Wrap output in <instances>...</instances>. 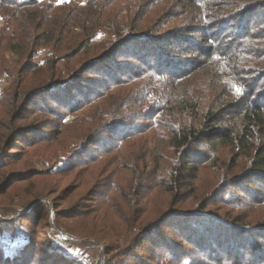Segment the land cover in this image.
Segmentation results:
<instances>
[{"label": "rangeland", "instance_id": "rangeland-1", "mask_svg": "<svg viewBox=\"0 0 264 264\" xmlns=\"http://www.w3.org/2000/svg\"><path fill=\"white\" fill-rule=\"evenodd\" d=\"M27 1L0 0V264L16 249L21 255L23 245L26 256L32 252L31 264H172L163 247L168 239L183 253L173 264H264L258 233L264 180L251 169L259 138L250 135L244 151L197 143L196 170L185 180L178 176L183 185L174 184L183 163L171 139L185 126L181 115L199 125L201 115L178 102L182 95L173 102L183 93L174 83L205 60L209 38L240 57L252 55L239 69L247 71L242 77L249 95L253 90L250 101L264 107V0H243L239 17L224 15L202 26L186 23L178 4L185 0L19 6ZM33 12L49 18L51 42L33 38L34 49L20 56ZM96 24L117 30L116 42L103 30L88 36ZM206 32L211 34L204 37ZM80 39L85 46L73 55ZM220 61L223 74L230 61ZM170 67L178 70L170 74ZM42 86L50 89L34 90ZM209 87L203 76L189 83L191 101L199 97V104L216 108ZM230 111L222 117L234 119ZM180 213L206 236L209 223L240 231L243 236L234 238L212 230L235 255L213 244L202 252L186 242L164 218ZM162 218L155 227L160 237L151 236L149 226Z\"/></svg>", "mask_w": 264, "mask_h": 264}, {"label": "trees", "instance_id": "trees-1", "mask_svg": "<svg viewBox=\"0 0 264 264\" xmlns=\"http://www.w3.org/2000/svg\"><path fill=\"white\" fill-rule=\"evenodd\" d=\"M171 1V0H170ZM173 1V0H172ZM179 5L181 6V12L185 13V21L187 24H197V25H208L207 21H211V23L216 22L219 20L222 16L226 18H237L239 15L244 12L243 10L245 7L243 0H185V1H178ZM228 2V6L225 3ZM28 4H33V6L39 5L38 0H28L26 3L20 4L19 6H26ZM177 5V6H179ZM28 18L30 20V23L28 24V29L25 31V35L21 38V46L20 49V56H24V53L28 50H33L36 45L30 43L34 42V39L37 40H45L48 42H51V37H47L46 27L49 25L50 21L49 18L44 17L42 13L33 12V14L30 15L28 13ZM241 18V17H240ZM78 22V25L80 26L81 21L79 19H76ZM56 22L52 23V25H55ZM51 25V23H50ZM49 25V26H50ZM80 27L84 30L83 35L86 32V29L84 25L82 24ZM97 27V29H96ZM127 26H124L126 28ZM213 28L214 25H209L207 28ZM105 27L99 26L96 24L95 28L96 31L88 36L95 37L97 36L101 30L103 32L107 31L108 34H110V38L113 39V41L117 40V37L115 33L117 34V30H112L111 27L107 29H104ZM206 28V30H207ZM52 31L56 32V30L51 29ZM245 30V29H243ZM242 30H238L239 34ZM246 35L248 33L246 28ZM244 31V35H245ZM36 32H39V35H36ZM211 33L206 32L203 36H209ZM245 35V36H246ZM32 39V40H31ZM209 42L211 45H209L208 49L205 51L204 54V61L203 62H196L195 69L190 68L191 70L188 72H184L180 75V77L175 81L174 85L181 87L183 86V90L181 94L175 96L173 102H177L179 95H182V97L178 100L180 104L184 103L185 111L188 113V111L192 110L191 112L196 113L197 115H201L199 119V125L198 127H195V125L190 124V119H187V116L184 117V115H181V117L178 118L180 123L183 121L185 122V126L181 129L174 132L173 136L171 137L172 143L175 146V153L174 155L177 156L178 161L182 162V168L183 172L178 173L176 176H174V184L183 185L186 181H184L187 177H189L194 170H196V167H194L193 162L197 160L200 153H198L194 146L197 143L201 142H208L212 145H223V146H229L230 148H235L240 151H244L248 149V141L250 139V135H256L259 138V142L257 144V147L254 152V158L257 160L252 165V170L255 171L254 175L257 176L258 179H261L264 177V107L260 104L252 103L250 99L254 95L253 90L251 91L249 95V90L247 91V82L243 79L242 75L246 74L247 71H243L245 69H239V65L241 63L248 64V58L252 57L251 54H249L248 58L246 59V51L243 54L244 57H240V54H237L239 51L236 49H233L232 46L226 47L225 49L222 48V46L215 45L213 38H209ZM84 39H80L77 43V51L73 54L76 55L78 50H81L85 46ZM214 41V42H213ZM114 42V43H115ZM95 47V46H94ZM253 45L251 43L249 44L248 48L251 49V52L254 51V48H252ZM22 50V51H21ZM23 52V54H22ZM239 56V57H238ZM228 58L230 61V66H226V72L223 73L226 75V77L219 72V65L221 63L220 60ZM246 60H245V59ZM253 58V57H252ZM256 58V57H255ZM241 60V61H240ZM100 62V60H98ZM97 61V62H98ZM95 64V63H94ZM170 67V74L175 73V71L178 70V68ZM183 69V68H182ZM194 69V70H193ZM165 71H169V69H164ZM37 72V71H36ZM223 72V71H222ZM223 75V76H221ZM241 75V76H240ZM200 76L205 77L209 80V82L212 84L213 87L211 88V95L215 96L216 98V108L212 109L211 107L206 106L203 101L199 104V97H196L194 101L192 100V92L191 88H188L189 83H192L199 79ZM241 79H240V77ZM44 82V79H43ZM169 83L171 81H168ZM242 86V88H241ZM41 89H38V87L34 90L37 92H41L39 90H46L49 89L45 86L39 87ZM172 94V93H171ZM225 94V97L223 100H218L219 95ZM165 96V95H164ZM56 101H59V99L54 98ZM172 100H167L166 103H169ZM214 103V102H213ZM174 104V103H173ZM202 108L199 110V108ZM231 110V113L234 114V119L232 118H224L222 117V114L225 110ZM173 114V113H172ZM226 119V120H224ZM229 120V121H227ZM231 120V121H230ZM228 122V124L226 123ZM180 125V124H179ZM178 176L183 177L184 180L178 182ZM170 214H167L168 216ZM166 220H170V226L173 227L175 230H177L184 240L188 243L193 244L198 249H200L202 252H206L208 250V247L213 245H217L218 248L221 249V251H224L226 254H234L235 252L231 250V248L227 246H223L222 242L221 244L218 241V236L220 235H213L212 230H220L223 233L227 232L228 235H235V237L243 236L240 231L235 233H231L229 227H227L228 231H225L221 226L216 224H208L207 226H204L203 229L208 235L200 234L196 230L192 229L191 226H187L186 224L191 223L190 220H187L188 214H181L177 216H168L164 217ZM162 219H158L153 224L149 226L148 232H150L151 236H155L156 238L160 237V235L156 236L155 233H158V231L155 227L156 225L161 222ZM186 221V224L184 223ZM212 225L217 226L210 227ZM201 227V226H200ZM261 229V230H260ZM252 232L257 231L254 229ZM262 232V233H260ZM250 233V231L248 232ZM258 233L260 237L264 238V226H260ZM257 233V234H258ZM160 234V233H159ZM162 235V234H161ZM258 235V236H259ZM217 236L215 239L213 237ZM155 238V239H156ZM155 239H147L148 242L153 243ZM161 239V238H160ZM159 239V240H160ZM222 241V239H220ZM166 244L163 246L166 250L170 251L171 253L167 252L168 257L171 258L169 262L177 263L178 260L181 259L183 256V253L179 250V247L174 245L175 243L173 241L165 240ZM26 246H19V251L21 255H16L15 252L18 251L16 249L11 256L8 259L3 260V264H15V260H24V264H31L34 260L32 257V252L26 256L27 252H24V248ZM202 248V249H201ZM230 249V250H229ZM24 253H23V252ZM25 256V257H22ZM7 258V257H6ZM183 258V257H182ZM12 259V260H11ZM17 262V261H16Z\"/></svg>", "mask_w": 264, "mask_h": 264}]
</instances>
